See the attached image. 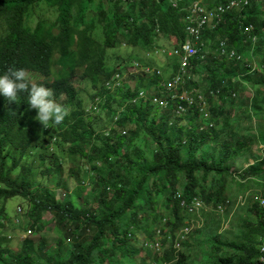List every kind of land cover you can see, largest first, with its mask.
Segmentation results:
<instances>
[{
  "label": "trees",
  "instance_id": "obj_1",
  "mask_svg": "<svg viewBox=\"0 0 264 264\" xmlns=\"http://www.w3.org/2000/svg\"><path fill=\"white\" fill-rule=\"evenodd\" d=\"M196 1L0 0V73L23 68L68 110L60 125L44 128L26 92L12 103L0 97V264H261L264 0L205 27L188 76L166 92L163 83L182 71L174 52L187 39ZM43 9L50 16L38 17ZM248 26L258 37L256 72L246 57ZM160 38L173 49L159 48ZM221 42L247 59L223 55ZM134 78L138 85H129ZM83 82L92 88L88 108ZM184 92L203 94L208 116L198 102L173 97ZM243 120L257 121L256 133ZM14 198L24 208L17 223L6 210ZM195 200L203 207L191 212ZM47 214L51 241L42 236ZM5 222L40 238L26 237L15 252Z\"/></svg>",
  "mask_w": 264,
  "mask_h": 264
},
{
  "label": "built area",
  "instance_id": "obj_2",
  "mask_svg": "<svg viewBox=\"0 0 264 264\" xmlns=\"http://www.w3.org/2000/svg\"><path fill=\"white\" fill-rule=\"evenodd\" d=\"M164 1L171 3L173 6H178L179 3L181 2V0H164ZM223 1L224 3H221L211 9L203 5L202 0L195 2L191 6L190 13L187 16V20L189 22V26L187 28V32H188L187 39L185 40L184 44L181 45V48L175 50L174 52L180 55L182 71L179 75L173 77L172 80H169L167 83L166 82L163 83V87L166 92H173L178 85L183 84L185 77L188 76L185 69L188 67L190 59L196 56L199 52L195 44L201 41L204 28L207 26L208 27L210 26L211 28H215L218 25L220 21V16L223 13L229 12L233 9L240 10L243 5L248 4V0H223ZM245 33L248 34V38L252 42L250 54L254 55L253 52L258 42V37L254 33V27L253 26L246 27ZM248 43H249L248 40H244V44H248ZM220 52L223 55H227L231 59H236L238 61L244 60V58L235 49L229 48L226 42H221ZM252 65L254 64L252 63ZM255 70H256V66L254 65L252 71ZM146 72L150 73L152 71L150 69H146ZM159 74H161V72H158V75ZM143 96L144 93L141 92L138 98L139 99L143 98ZM173 97L182 102L188 103L189 106L194 105L196 102H198L201 112H204L205 116H208L207 113L208 101L203 94L199 93L197 95L192 96V93L184 92L179 96L174 95ZM153 102L159 104L162 107H167L168 105V102L165 99H161L158 97H155L153 99ZM182 111H184V107H180V112ZM262 205L264 207V200H262ZM202 207H203L202 202L195 200L193 201V206L191 207L190 211L196 212L199 211ZM184 231L187 234L189 232V229H185ZM155 249L159 251L160 245L156 244ZM261 253H262L261 264H264V236L261 247Z\"/></svg>",
  "mask_w": 264,
  "mask_h": 264
},
{
  "label": "clouds",
  "instance_id": "obj_3",
  "mask_svg": "<svg viewBox=\"0 0 264 264\" xmlns=\"http://www.w3.org/2000/svg\"><path fill=\"white\" fill-rule=\"evenodd\" d=\"M203 1L204 0H202V2ZM35 26L36 24L32 27ZM170 53L169 55H171ZM241 56L244 58L243 61L247 59L243 55ZM22 92L27 93L26 102L31 109L36 110L35 120L40 122L44 128H49L50 125H60L67 117V108L56 103L52 99L53 93L51 89L45 87L43 84L32 82L29 74L23 68L0 73V97L12 103L17 101L18 94ZM22 213L23 209L19 208L18 214L14 218L17 219L19 214ZM4 224H6V222ZM29 232L30 231H28V233ZM20 237L21 239H25L28 236ZM10 239L12 238L10 237Z\"/></svg>",
  "mask_w": 264,
  "mask_h": 264
},
{
  "label": "rangeland",
  "instance_id": "obj_4",
  "mask_svg": "<svg viewBox=\"0 0 264 264\" xmlns=\"http://www.w3.org/2000/svg\"><path fill=\"white\" fill-rule=\"evenodd\" d=\"M49 14H51V13H49L48 11L46 12L45 9H43L40 12H38L37 16L40 17L42 15V16H46L47 17V16H50ZM34 17H35L36 20L32 21L31 26H34L36 24V22L38 23V18L36 16H34ZM1 35H2V30L0 28V36ZM156 43L158 44L159 48H162V47H165L166 46L168 52H169L170 49L171 50L173 49L172 46H171V44L168 43V41L166 39H164V38H160V39L156 40ZM130 51L131 50L128 51L125 47H123L121 49L122 54H126L127 52L130 53ZM134 51L137 53L138 56H141L142 58H144L146 60V58H145V54L146 53L139 52V50H137V49H135ZM247 57L249 58V60L253 61V64L255 66L258 67V64L257 63H254V61L256 60L254 58V55H251L249 53L247 55ZM159 58L160 59L157 60V61L165 62L167 60L163 56H159ZM253 58H254V60H253ZM126 66L130 67L129 65H126ZM126 66H123V68H121V69H123V70H121V72H123L122 74H125L127 72V69H129V68H127V69L124 68ZM252 68H253V66H252ZM168 70H169V74H171L170 67L168 68ZM260 75H263V73H260ZM136 76H138V75H136ZM166 76L169 78L168 75H166ZM139 80H136L134 78L132 81H128V83L131 86H135V85H138ZM79 87H80L79 90L82 92L81 93V96H82L81 98L83 99V101L85 103L84 105H86V107L88 108V106H90V104L92 103L91 100L89 101L90 98H88L89 97L88 93H91L92 92V88H90L91 86H90V84L88 82L81 83V85H78V88ZM247 96L249 98H252L253 91L249 90V92L247 93ZM234 114H236L235 111H234ZM256 122L257 121L253 120L251 123H249V122H247V120H243L242 123H241V125L243 126V128L249 126V124L252 125V127H254L253 132L256 133V127H257V123ZM258 149H260V148L257 147L256 150H258ZM64 163H66V161ZM251 163H253L252 160L250 161V164ZM65 166L66 167H69V165H67V164H65ZM65 175L67 176V172L65 173ZM65 180L68 182L67 184H68L69 190H70V187H73L74 186V183L71 181L70 178L65 177ZM66 194H67V189H65V188H61L60 190L57 191V196H58L59 199H64L65 196H66ZM240 202H241V200H240ZM22 203H23V201H22L21 198H14V199L8 200V202H7V208H6V210H7L8 214L12 217V218L10 217V219L13 220L12 222H14V223H17L23 217V213H22V214H19V216L17 217L18 219L14 218L18 214L19 208H22L23 209V212H24V208L22 207ZM241 205H243L242 202H241ZM44 219H45V222H46L45 223L46 228L44 230L45 233H42V236H45L46 238H48V240H50V238L53 237L52 236L51 229L53 228L54 224H48V222H51L52 216L50 214H47ZM6 224H7V227H6V231L5 232H6V234L8 235L9 238L10 237L12 238V240H10V246H11L12 250L15 251V252L18 251V249L20 248L21 242L23 240V239H21L20 236H24V237L31 236L35 240H38L40 238V235L37 234V233H35V234L32 233V232H29L28 233V231H22V230L17 229L16 227H11L10 224H8V223H6ZM199 225L201 226L202 224L200 223ZM224 228H225V226H224ZM160 252H162L161 248H160ZM200 260L201 259L197 258V260H196L197 261V264L200 263L199 262Z\"/></svg>",
  "mask_w": 264,
  "mask_h": 264
},
{
  "label": "crops",
  "instance_id": "obj_5",
  "mask_svg": "<svg viewBox=\"0 0 264 264\" xmlns=\"http://www.w3.org/2000/svg\"><path fill=\"white\" fill-rule=\"evenodd\" d=\"M246 96H247V94H246Z\"/></svg>",
  "mask_w": 264,
  "mask_h": 264
}]
</instances>
